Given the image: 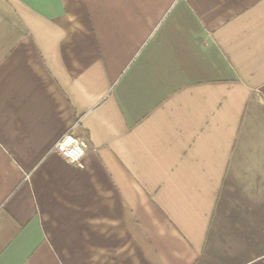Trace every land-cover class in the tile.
Returning a JSON list of instances; mask_svg holds the SVG:
<instances>
[{
    "label": "crops",
    "instance_id": "1",
    "mask_svg": "<svg viewBox=\"0 0 264 264\" xmlns=\"http://www.w3.org/2000/svg\"><path fill=\"white\" fill-rule=\"evenodd\" d=\"M0 264H264V0H0Z\"/></svg>",
    "mask_w": 264,
    "mask_h": 264
},
{
    "label": "built area",
    "instance_id": "2",
    "mask_svg": "<svg viewBox=\"0 0 264 264\" xmlns=\"http://www.w3.org/2000/svg\"><path fill=\"white\" fill-rule=\"evenodd\" d=\"M88 147L85 138L65 132L53 145L52 150L58 153L67 162L76 166H82V156Z\"/></svg>",
    "mask_w": 264,
    "mask_h": 264
}]
</instances>
